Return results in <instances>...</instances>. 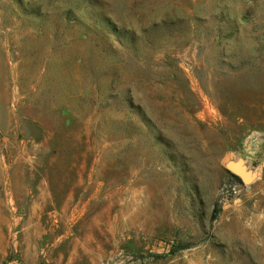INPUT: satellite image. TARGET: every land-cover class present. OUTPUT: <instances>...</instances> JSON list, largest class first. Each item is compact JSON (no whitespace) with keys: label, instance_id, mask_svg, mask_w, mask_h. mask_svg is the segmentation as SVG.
<instances>
[{"label":"rangeland","instance_id":"obj_1","mask_svg":"<svg viewBox=\"0 0 264 264\" xmlns=\"http://www.w3.org/2000/svg\"><path fill=\"white\" fill-rule=\"evenodd\" d=\"M0 264H264V0H0Z\"/></svg>","mask_w":264,"mask_h":264},{"label":"trees","instance_id":"obj_2","mask_svg":"<svg viewBox=\"0 0 264 264\" xmlns=\"http://www.w3.org/2000/svg\"><path fill=\"white\" fill-rule=\"evenodd\" d=\"M187 246H185V245H177V246H175L173 249H172V252H174V251H178V250H181V249H184V248H186ZM151 255H154V256H156V257H160L161 256V254H158V253H153V254H151Z\"/></svg>","mask_w":264,"mask_h":264}]
</instances>
